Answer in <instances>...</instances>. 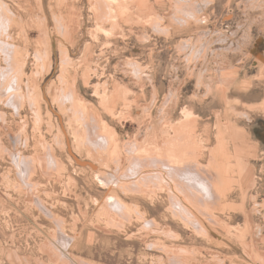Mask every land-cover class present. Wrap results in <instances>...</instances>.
Segmentation results:
<instances>
[{"label":"rangeland","instance_id":"obj_1","mask_svg":"<svg viewBox=\"0 0 264 264\" xmlns=\"http://www.w3.org/2000/svg\"><path fill=\"white\" fill-rule=\"evenodd\" d=\"M0 264H264V0H0Z\"/></svg>","mask_w":264,"mask_h":264}]
</instances>
